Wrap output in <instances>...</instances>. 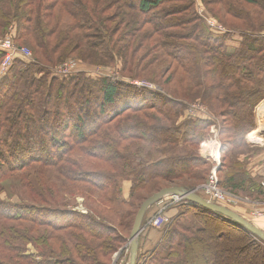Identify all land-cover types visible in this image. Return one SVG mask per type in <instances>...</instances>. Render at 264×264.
<instances>
[{"label": "trees", "instance_id": "trees-1", "mask_svg": "<svg viewBox=\"0 0 264 264\" xmlns=\"http://www.w3.org/2000/svg\"><path fill=\"white\" fill-rule=\"evenodd\" d=\"M242 2L246 7L252 6V9L261 13L254 17L246 12V15L237 17L236 12L230 10L229 6L225 7L223 2V7L230 11L229 16L244 23L245 30L231 29L223 24L224 31H219L210 28L205 21V17H217L210 10H207V16H199L194 8V0H0V36L5 35L12 27L14 44L21 46L18 41L25 43L33 54V61L29 63L14 60V64L0 79V194L3 192L1 183L10 176L21 174L26 168L38 166L40 170L35 167L34 172L36 175L39 171L42 174L41 180L35 176L27 179L25 189H22L23 199L29 198L25 200H30V205L23 204L22 201V204H11L0 198V264H110L113 254L126 244V239L121 236L116 224L121 215L118 213L116 220L107 217L99 219L88 207L87 215L66 209L67 202L63 200L69 194L67 192L73 193L70 198L79 194L84 196L91 193V186L100 192L108 205L125 204V207H129L130 201L127 203L119 197L123 178L132 179L133 193H136L147 186V181L189 177L195 168L194 161L203 164L192 152V148L181 157H163L160 161L153 162L149 161V156L143 159L138 154L135 155L136 151L145 153L142 145L135 146L133 150L127 145L138 141L147 144L146 146L166 144L176 147L182 142L184 148L197 147L206 137L203 131L209 128L207 122H204L206 128L200 127L201 124L196 123L199 119L193 122L187 115L191 120L185 116L181 123H177L184 106H181V102L185 101L180 99V90L176 89L174 83V65L187 81L182 82L185 86L184 98L193 100L197 98L193 95L196 90L202 88L206 92L209 88L211 111L223 119V126L230 122V133L239 140V146L244 144V137L254 127L252 109L264 97V86H260L263 83L259 78L252 79L251 73L253 69L258 73L264 71V19L261 17L264 15V0ZM152 41L155 42L154 47H149ZM131 49L135 52L134 55L144 54V50H156L161 57L158 60L154 54L153 71H138V66H133L136 68L133 70L128 65L135 62L132 54H129ZM184 51H188V54H184ZM70 56L77 58L75 59L81 68L99 66L118 70L120 78L124 74L128 79H146L158 86L161 92L136 88L112 78L84 75L82 72L69 77L55 75V67ZM119 63L122 68L117 67ZM149 64L151 61L144 59L143 66L148 67ZM162 64H168L167 68L173 67V71L161 82L159 69ZM179 78L181 80L182 76ZM119 95L126 99L130 96L149 99L141 100L134 108L130 104L128 108L125 105L115 119H111V111L107 119L102 118L100 113L99 118L94 119L91 129L85 130L82 127L85 124V110L90 104L89 96L95 97V102L96 97H99V107L104 110L106 105L116 103ZM156 103L162 107L156 108ZM188 104L190 103L185 102V105ZM51 106L54 107L53 113H49ZM219 109L225 112H217ZM134 111L135 116H127ZM147 113L157 117L159 115L169 121V130L161 125L164 134L157 127L156 131H151L152 126L146 125V118L143 116ZM126 116L130 119L122 121ZM70 118L78 123L73 134L78 141L76 143L65 140ZM115 120H120L121 123L115 124ZM35 129L37 131L33 133ZM223 129L225 130V126ZM39 130L42 133H38ZM40 134L48 141L43 146L45 151L42 148L38 152L37 148L40 146L29 144L27 138L40 137ZM102 145L103 154L111 152L109 162H123L127 168L118 170L116 174L112 172V175L84 169L80 159L91 163L96 159L95 150ZM173 147L168 150L175 151ZM157 149L162 155L168 152L160 147ZM128 151H131L129 156ZM74 152L81 157L79 160ZM118 152L124 157L134 158L136 172ZM51 157L55 159L50 161ZM47 166L55 170L59 180H63V187L57 193L61 197V203L65 204H59L56 200L52 203L51 195L54 192L44 198L40 191V186L48 189L52 182L50 178L48 181L47 175L43 176V167ZM238 176L250 181L247 173H235L222 182V187L231 191L242 190L244 181L247 180L242 181ZM68 184H72L71 187H67ZM182 188L187 189L186 185ZM162 189L164 188L156 193ZM258 191L264 195L263 188H258ZM55 203L61 206L57 207ZM222 205L242 217L231 206ZM190 208L196 210L198 218L200 217V226L193 236L199 237V241L196 242L193 237L184 238V255H180L179 260L177 255L173 258V254H169L157 264H197L192 252L198 256L194 247L202 240L214 239V226L211 227V224L226 230L224 235L230 234L231 243H239L242 250H249L247 255L251 259L250 264H264L263 241L242 226L197 204L188 202L179 207L184 213ZM179 219L171 223L162 242L173 235L174 230L170 229ZM203 222L206 226L210 223L207 226L208 234H205ZM18 223L27 225L18 227L15 225ZM27 244L34 245L39 259L38 256L26 255ZM156 245L142 250L139 244L135 264H146L151 256L150 252L158 247ZM176 260L178 263H174ZM205 261L207 264V259Z\"/></svg>", "mask_w": 264, "mask_h": 264}, {"label": "rangeland", "instance_id": "rangeland-1", "mask_svg": "<svg viewBox=\"0 0 264 264\" xmlns=\"http://www.w3.org/2000/svg\"><path fill=\"white\" fill-rule=\"evenodd\" d=\"M194 1H195L194 8L199 16H203V15L204 17L207 16L208 14L207 10H210L211 13L215 15L217 18L215 17L211 18V16H209V17H205V21L211 20L215 25L223 29H224L223 24H225L231 29L245 30V28H243L245 27L244 23H241L239 20H236V19L234 20L231 16H229L230 11L226 10L223 7L222 5L223 2H225L224 4L225 7L229 6L231 7L230 10H233L236 12L235 15L237 17L246 15V12L250 13L251 16H254V17H256V15L258 16L259 13H261L260 11H256L252 9V6L247 5L246 7L245 6L246 4L245 3L243 4L242 0H194ZM243 9H247V11L245 10L243 11ZM261 17L262 19H264V15ZM206 24L208 25L207 22ZM11 28L7 30V33L5 35L0 36V38L4 36H9L11 38H14L15 35L13 32V29ZM18 43L21 44V46L19 47H24L26 49H29L32 53V50L29 48L28 45H26L25 43L21 41L20 42L18 41ZM154 43L155 42L152 41V44H150L149 47L151 46L154 47L153 45ZM183 53L188 54V51L186 52L184 51ZM129 54H132V57L135 59V62H131L130 64L128 63V65L131 68H133V66H138V71H145V72L153 71L152 65H154L155 63L153 62L154 54L158 60L161 57V55L158 52L156 53V50H150L146 52L144 50V54L138 53L134 55L135 52L132 51L131 49ZM75 58L76 57L74 56H70L67 59V61L77 62L76 60L77 58L76 59ZM146 58H148V60L151 61V64H149L148 67L143 66L144 59ZM15 60H18L24 63H29L20 57L16 58ZM167 66L168 64H162V67L159 69V72H161V78H160L161 82L164 79H166L173 71V67L167 68ZM117 67L122 68V66H120V63L117 65ZM104 68L99 67V66L83 67L82 74L88 75V76H95L96 78H100V77L101 78H112L118 82L126 83L136 88H143V89L145 88L148 90L157 91L159 93L161 92V89H159L158 86H156L152 82H149L146 79L142 78L139 80V78L137 77H135V79H128L127 76L122 73H120V75L122 74L121 75L122 78H120L117 72L118 70L114 71L112 69H104ZM135 69L136 68H133V70ZM177 69L178 67L174 65V70L176 72V78H175L174 83L176 85V89L180 90L179 91L180 99H183L185 102L190 103L187 106L185 105V102L183 101L181 102V106L183 104L184 106H182L181 108L182 109L180 113L181 116L177 118V123H181L184 119L183 117L185 116L187 119H190L187 117V115L191 117L193 122L199 119L200 121L196 123H200L201 124L200 127L206 128V123L204 122H207V126L209 125V128L208 130L203 131L204 134L206 133V137L199 142L197 147L193 146V147L184 148L182 142L176 147H173V145L167 146L166 144L162 146H152V145L146 146L147 144L141 143L138 141L133 142L134 146L130 145V143H128L127 145H129V147L132 148L131 150H133V148L137 145H142L143 149L145 150V153L137 152L136 150L138 149H136L134 150L136 151L134 152L135 155L138 154L139 155L138 157L143 158V159L144 157L149 156L150 157L149 161H153V162L160 161L163 157L164 159L181 157L184 155V152L192 148L193 149L192 152L195 153V155L199 159H201L203 164L201 165L200 162H198L197 160L194 161L193 166H195V168H193L189 177H185V178L181 177L180 179H175V180H170V181H163L160 179H153L152 181H147L146 183L147 186L139 189L136 193H133L134 183L132 179L131 178L130 179L121 178L122 180H121V184L119 187L120 188L119 197L127 203L130 201L129 203L131 206L129 207H125V204L124 206L108 205V203L105 202L103 198L101 197L102 195H100V192L91 186H89L90 191H91L90 194L83 196L78 193L79 195L77 196L73 195L74 197L70 198V196L73 193L69 191L67 192L69 194H66L63 200V202L65 203L67 202L66 203L67 205H65L66 209L81 212L86 215L88 214L89 210H92L99 219H104L105 217H107V218L116 220L117 214L119 213L121 215V219L116 224H117V228L120 229L121 236H123V238L126 239V244L122 246L118 252L113 254L110 264H128L129 240H130L129 236H130V232L133 226L136 213L139 209V206L142 204V202L145 199H147L149 196H151L152 194H155L156 191H158L161 188H171L175 186H181L180 188H182L186 185L187 189L185 188L183 189L190 190V192L193 191L199 194L201 197H204V194L201 189L204 188L203 186H205V184H207L208 176L211 173V170L213 168L214 161L212 160L210 155H214V154L206 153L204 151L203 146L204 145L208 146V144H211L212 139L216 140L215 144L217 148L216 147L215 148H216V151L218 152V157H219V167L217 168V171H216L218 188L221 189L222 191L230 193L237 199L236 205H231L233 210L235 209L236 212L238 211V213L243 218H245L248 222L252 223L253 225L261 229L264 228V220H263L264 218H257L255 215V211L257 209L258 204L260 206L264 204V195L258 191V188L260 189L263 188L262 182L264 181V110L261 109L264 107V97L254 105L252 109V115H253L252 124L254 126L253 130L246 134V136L244 137V144L239 146L238 144L239 140L235 139L236 137H234V135H232L229 131V128L232 127L231 123L230 122L225 123L224 124L225 130H224L223 129L224 126L222 122L223 119L218 114L213 113L211 111V92H208L210 89L208 88L206 92L203 91L202 88L196 90L195 94L193 95L197 96V98L193 100H191L188 97L184 98L183 91H185V86L183 85L182 82L183 81L187 82V81L185 80L184 74ZM251 73L253 74L252 79L259 78L260 81L263 83V85H260V86H264V74H261V73H264V71L258 73L257 70L253 69ZM180 75L182 76L181 80L179 78ZM109 76H112V77H109ZM120 79L123 81H121ZM253 86L254 85H251V87ZM93 98L95 97H92V96L88 97V99L90 100V104L87 106V109L85 110L86 111L85 115L83 116L85 124L82 125V127H84L85 130L91 129L93 127V124L95 122L94 119H98L100 113L103 115L101 116L102 118L107 119V117H110L108 116V113L109 111H111L113 115L111 116L113 117L111 119H115L117 115L123 111L125 105H128L127 108L130 106L134 108V105L136 103L144 99H147V100L149 99L148 97L139 98V97H133V96H130L128 97V99H126L122 95L121 96L119 95V99L117 98L116 103H113L112 105H106V107L103 110L101 107H99L101 99L98 100L99 97H96V102H95ZM138 99L140 100L138 101ZM152 104H153V101H152ZM151 105H148V106L152 107ZM260 105H262V107ZM185 106H186V109H185ZM155 107L160 108L162 107V105H158L156 103ZM73 111L76 113L74 108H73ZM184 111H185V114L183 115ZM186 111H187V114H186ZM38 112H41V111L38 110ZM53 112H54V107L51 106L49 109V113H53ZM217 112L224 113L225 111H222L219 109ZM135 115H136V112L134 111L133 113H130L127 116L132 117ZM127 116L122 121H125V119H130ZM143 116L146 118V122H147L146 125L152 126L151 131H156L155 127H157L159 128L160 133L164 134V132L161 130L162 128L161 125L166 127L164 129L169 130L170 122L165 120L163 117H160L159 115L157 117L149 113L143 114ZM152 116H154V118H152ZM55 120L57 121V118ZM119 121L120 120H115V124H120L121 122ZM76 124L78 123L72 120V118H70V120L68 121L69 128L65 131V132L68 131V133H66L68 138L67 136L65 138V140L68 143L78 142L73 135L75 133L74 129H75ZM98 125H100V123H98ZM108 127L109 126H107V129ZM36 131L37 129H35L33 133H36ZM38 133H42L41 130H39ZM102 133L104 135H107L105 132H102ZM40 135H41L40 137L27 138L29 144L40 146L39 148H37L39 150L38 152H40V149H42L43 146L46 145L45 143L48 141L47 138H45L42 134ZM184 137H186L185 134H184ZM103 145L100 146V148H98L97 150H95L94 153L96 155V159H94L91 163L80 159L81 157H79V155L76 152H74V155L77 158V160L80 159L81 164L83 165L84 169L88 171H92V172H97L100 174L112 175V172L116 174L118 173V170L127 168V166L124 167L123 162H118V161L109 162V158L112 157L110 156L111 152L107 150L108 152L103 154V152L101 151V149L104 148L105 146ZM158 147H160L161 150L163 149L168 150L169 147H173V149L175 148L176 150L175 151L172 149L168 150L167 153L162 155L158 151L157 149ZM147 148L148 149L153 148V150H147ZM45 149L46 148H43L42 151H45ZM127 153L129 156L131 151H128ZM119 154L121 155V158L127 159L128 161L127 165L134 167L135 172H136L137 168L133 164L134 158H128V156L124 157V155H122L121 153ZM48 158L49 157H47V159ZM52 159H55V158L51 157L50 161ZM35 167L37 170H40L38 166H35ZM35 167H32V169L26 168L25 170L22 171L21 174H16L17 176H10V178L2 182L1 187L3 189V192L0 194V198L3 201L9 202L11 204L13 203L17 205V204L23 203V204L30 205L29 204L30 200H25L29 198L23 199L24 196L22 194V189H25L24 186L28 182L27 179L33 176L38 177L41 180L42 174H40V171H39L36 175L34 172ZM43 168H44L43 176L46 177L47 175L48 181H49V178L52 181L49 183L48 189H45V187L40 186V191L43 192L44 198L49 196L48 194H52L51 192H54L53 196L51 195L53 202L50 200L49 201L54 203V201L56 200L59 204H65V203H61L62 202L60 201L61 197L57 193V191L61 189L60 187H63V182H62L63 180L62 179L59 180V178L56 177V174H55L56 172L54 169H52V167L49 168V166H47V168L46 167H43ZM235 173L241 174V175L243 173H247L250 181H248L244 177L238 176V178L241 179L242 181H244L245 179L247 180V181H244L245 183H244L242 190L231 191L229 189L223 188L222 182ZM71 185L72 184L70 185L68 184L67 187H71ZM85 189H88V187H86ZM55 194H58V195L55 196ZM20 201H22V203H20ZM58 203H55V205L57 207H60L61 205L59 206ZM185 203L188 204V201L185 199L176 198L175 196L170 195V196H166L165 198L161 199L159 202L152 205L146 212L143 218V221H142V231L139 235V244H140L141 249L142 250L150 249L154 245L156 244L158 245L159 242L161 241L158 247L154 251L150 252L151 256L146 264H157V262H160L162 259L164 260L169 254H173L174 256L173 258H175L177 255V258H178L177 260L181 258L180 255L181 256L184 255V245L186 243L184 238L193 237L196 234V231H197L196 229H198L200 226L198 222L200 217L198 218V215H197L198 213L196 212V210H194L193 208H190L186 213H184L183 209L182 210L179 209V207ZM88 204H90V206ZM36 206L44 207L43 205H36ZM87 207L89 210L87 209ZM184 207H187V206H184ZM179 216H180V219H179ZM177 219L179 220L170 229V230H174L173 235L170 238L167 237L166 241L164 240V242H162L163 239H165V236H166L165 234L167 233V231H169L168 229L169 226L174 220H177ZM15 225H18L19 227L21 225L23 226L27 225V223H18ZM203 225L206 227L205 234L206 233L208 234L209 228H207V226H210V223H208L206 226L205 222H203ZM211 227L212 229H214L212 230L213 232L212 237L214 239L207 240V241L202 240V242L198 243L197 247H194L195 249H197L196 252L198 253V256L197 254H195L194 251L192 252L193 260L197 264H206V261H205L206 259H207V264H211V263H214V264H250L249 262L251 259L249 255H247L249 250L247 249L242 250L241 249L242 247L239 243H231L229 241L230 234L224 235L226 230L220 227H217L216 225H213V224H211ZM99 228L101 229L102 227H99ZM20 230L22 231V228H20ZM193 239L196 240V242L199 241V237H196V238L193 237ZM243 247H244V244H243ZM26 255L36 256V257L38 256V251L34 248V245L27 244ZM37 259H39V256L37 257ZM177 260L174 261V263H178ZM189 262H190V258H189ZM185 263H186V260H185Z\"/></svg>", "mask_w": 264, "mask_h": 264}, {"label": "built area", "instance_id": "built-area-1", "mask_svg": "<svg viewBox=\"0 0 264 264\" xmlns=\"http://www.w3.org/2000/svg\"><path fill=\"white\" fill-rule=\"evenodd\" d=\"M208 25L211 28H214L219 31H224L223 28L215 25L211 20H206ZM0 54H1V60H0V79H2L7 70L11 67L13 61L16 58H22L27 62L33 61V55L29 49H26L24 47H19L14 44L13 40L9 36H4L0 38ZM79 64L76 61H65L55 67L53 70V73L59 77H69L72 74L80 73L83 71V68L78 66ZM112 77V76H109ZM216 140L212 139L211 141V154L210 155L212 160L214 161L213 168L211 170V173L208 176L207 184L203 186L202 192L204 194V199L211 203H216L218 205L226 204V205H236L237 199L231 195L230 193H227L225 191H222L218 188V182L216 178V171L219 167V157L218 152L216 151ZM210 145V144H208ZM216 147V148H215ZM209 154V153H208ZM262 187L264 189V181L262 182ZM176 198L182 199V197L175 196ZM225 206V205H224ZM255 215L257 218H264V204L260 206L258 204L257 209L255 211Z\"/></svg>", "mask_w": 264, "mask_h": 264}, {"label": "water", "instance_id": "water-1", "mask_svg": "<svg viewBox=\"0 0 264 264\" xmlns=\"http://www.w3.org/2000/svg\"><path fill=\"white\" fill-rule=\"evenodd\" d=\"M170 195L182 197L190 203L197 204L198 206L205 208L211 212L220 214L223 217L231 220L232 222L242 226L248 232L255 235L257 238L264 242V232L257 226L240 217L231 209L222 205H218L216 203H211L193 191L190 192L180 187L164 188L145 199L136 213L134 223L130 232L128 264H135L139 246V235L142 231V221L145 213L152 205L159 202L164 197Z\"/></svg>", "mask_w": 264, "mask_h": 264}, {"label": "bare ground", "instance_id": "bare-ground-1", "mask_svg": "<svg viewBox=\"0 0 264 264\" xmlns=\"http://www.w3.org/2000/svg\"><path fill=\"white\" fill-rule=\"evenodd\" d=\"M261 107H262V105H260ZM262 110H264V107L263 108H261ZM260 109V110H261ZM203 148H204V151L206 152V153H211V149H212V147H211V144L210 145H208V146H206V145H204L203 146ZM165 198V197H164ZM183 199V198H182Z\"/></svg>", "mask_w": 264, "mask_h": 264}, {"label": "crops", "instance_id": "crops-1", "mask_svg": "<svg viewBox=\"0 0 264 264\" xmlns=\"http://www.w3.org/2000/svg\"><path fill=\"white\" fill-rule=\"evenodd\" d=\"M264 220V219H263ZM261 229V228H260ZM263 232H264V228L263 229H261Z\"/></svg>", "mask_w": 264, "mask_h": 264}]
</instances>
